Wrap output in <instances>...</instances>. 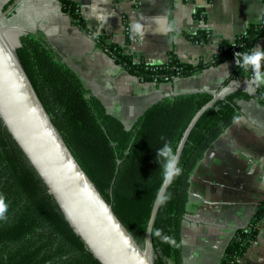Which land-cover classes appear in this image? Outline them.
<instances>
[{
  "label": "trees",
  "instance_id": "trees-1",
  "mask_svg": "<svg viewBox=\"0 0 264 264\" xmlns=\"http://www.w3.org/2000/svg\"><path fill=\"white\" fill-rule=\"evenodd\" d=\"M58 1L61 9L83 26L76 3ZM263 35L264 17L242 34L222 40L212 60L196 65L184 63L173 54L161 64L136 62L117 45L98 42L128 73L142 81L161 82L190 76L221 60L235 62L233 50L250 52L254 41ZM203 37L193 39L202 41ZM15 46L38 97L72 154L104 198L112 202L121 222L143 244L151 207L162 183L157 149L167 141L176 151L189 122L212 99V93L196 91L164 97L126 127L84 85L42 32L20 33ZM243 75L251 77V68L244 70L234 63L224 84ZM238 95L243 94L236 92L217 99L188 135L180 154L182 174L167 188L171 198L160 205L152 227L154 264H182L180 234L190 177L206 150L237 119L239 113L233 100ZM256 96L264 103L263 85L256 87ZM0 194L8 204L7 220H0V264H100L70 227L1 121ZM263 219L264 197L250 222L235 230L219 264H241L239 257L256 239ZM164 236L175 244L165 242Z\"/></svg>",
  "mask_w": 264,
  "mask_h": 264
},
{
  "label": "crops",
  "instance_id": "crops-1",
  "mask_svg": "<svg viewBox=\"0 0 264 264\" xmlns=\"http://www.w3.org/2000/svg\"><path fill=\"white\" fill-rule=\"evenodd\" d=\"M12 1L0 0V12ZM72 1L83 26L61 9L58 0H21L2 24L41 27L84 85L104 98L112 115L126 127L164 97L248 83L243 75L224 84L235 63L232 59L190 76L142 81L117 65L100 42L117 45L136 62L161 64L173 54L184 63L202 64L216 56L222 40L262 20L264 0ZM157 15L177 22L178 31L156 33L150 18ZM134 23L144 25L143 35L133 29ZM197 35L204 40L193 39ZM257 45L264 47V35L252 48ZM236 92L243 94L233 100L237 119L206 150L190 177L180 234L182 264H219L235 230L250 222L264 197V103L241 88L219 98ZM239 262L264 264V219Z\"/></svg>",
  "mask_w": 264,
  "mask_h": 264
},
{
  "label": "water",
  "instance_id": "water-1",
  "mask_svg": "<svg viewBox=\"0 0 264 264\" xmlns=\"http://www.w3.org/2000/svg\"><path fill=\"white\" fill-rule=\"evenodd\" d=\"M20 1L13 0L0 12V121L2 125L42 180L70 227L100 264H154L152 227L160 207V204L156 202L157 194L146 224L143 244H139L114 212L112 202L104 198L72 154L18 58L15 44L19 34L42 32L70 67L61 51L41 27H11L2 24L3 18ZM238 88L244 89L257 98L256 87L251 84L249 76L248 83L244 85L197 90L212 93L213 96L196 112L185 129L176 148L179 156L191 129L201 114L221 97L220 95ZM89 89L96 96L94 89ZM98 98L111 113L104 98Z\"/></svg>",
  "mask_w": 264,
  "mask_h": 264
},
{
  "label": "clouds",
  "instance_id": "clouds-1",
  "mask_svg": "<svg viewBox=\"0 0 264 264\" xmlns=\"http://www.w3.org/2000/svg\"><path fill=\"white\" fill-rule=\"evenodd\" d=\"M151 24L154 25V30L159 34H168L172 31H178V23L170 21L167 15H157L150 18ZM133 29L139 34L143 35L145 28L144 25L134 23ZM264 47L257 45L251 49L250 52L236 53L235 63L238 67L247 70L251 68V84L255 87L264 85ZM130 111L133 106H129ZM163 139V137H161ZM156 158L162 170V186L158 189L156 202L163 205L170 198L171 194L167 192V188L172 185L173 181L182 174V167H180V156L178 151H174L173 147L165 141L162 147L157 149ZM8 204L6 203L3 194H0V220H7ZM157 236L161 235L160 230L156 232ZM165 242L175 244V241L168 236H164Z\"/></svg>",
  "mask_w": 264,
  "mask_h": 264
},
{
  "label": "built area",
  "instance_id": "built-area-1",
  "mask_svg": "<svg viewBox=\"0 0 264 264\" xmlns=\"http://www.w3.org/2000/svg\"><path fill=\"white\" fill-rule=\"evenodd\" d=\"M234 54H236V52L233 50Z\"/></svg>",
  "mask_w": 264,
  "mask_h": 264
}]
</instances>
